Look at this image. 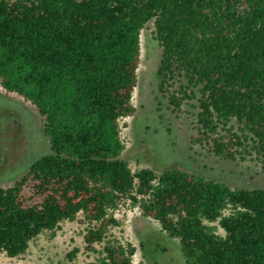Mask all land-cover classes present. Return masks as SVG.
<instances>
[{"label": "trees", "instance_id": "obj_1", "mask_svg": "<svg viewBox=\"0 0 264 264\" xmlns=\"http://www.w3.org/2000/svg\"><path fill=\"white\" fill-rule=\"evenodd\" d=\"M150 22L158 91L177 117L194 110L193 144L264 173V0H0V88L37 110L50 146L0 188V254L22 257L80 217L97 255L86 264H134V246L108 240L128 203L178 241L185 264H264V189L121 159Z\"/></svg>", "mask_w": 264, "mask_h": 264}, {"label": "rangeland", "instance_id": "obj_2", "mask_svg": "<svg viewBox=\"0 0 264 264\" xmlns=\"http://www.w3.org/2000/svg\"><path fill=\"white\" fill-rule=\"evenodd\" d=\"M140 64L132 103L135 112L120 122L124 144L121 159L135 172L147 168L157 173L177 167L234 189H264V173L253 161L229 162L213 157L199 145L191 107L183 106L178 117L158 91L156 69L161 48L155 40L153 22L141 32ZM50 152L43 130V119L22 98L0 88V188L19 181L33 162ZM120 227L112 228L109 241L135 247L134 264H185L177 240L170 239L159 223L142 216L138 207L122 204L114 212ZM80 217L63 222L53 233H43L29 244L25 255L9 259L0 254V264H86L97 255L84 251V226ZM218 230V234H222ZM77 248L72 263L66 255ZM100 250V247H96Z\"/></svg>", "mask_w": 264, "mask_h": 264}]
</instances>
